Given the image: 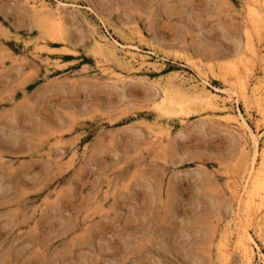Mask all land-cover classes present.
<instances>
[{"label": "rangeland", "instance_id": "1", "mask_svg": "<svg viewBox=\"0 0 264 264\" xmlns=\"http://www.w3.org/2000/svg\"><path fill=\"white\" fill-rule=\"evenodd\" d=\"M62 1L60 39L39 33L25 0H0V264H219L221 217L241 209L228 186L245 180L250 164L243 133L204 111L159 115L148 100L171 75L203 83L191 60L213 91L264 76V13L251 9L263 6ZM116 28L142 55L123 84L95 74L111 60L91 43L103 37L127 50ZM16 35L38 57H21ZM240 98L226 105L257 129L261 147L262 116ZM254 238L251 264H263L264 240ZM227 244L233 250V235Z\"/></svg>", "mask_w": 264, "mask_h": 264}, {"label": "bare ground", "instance_id": "2", "mask_svg": "<svg viewBox=\"0 0 264 264\" xmlns=\"http://www.w3.org/2000/svg\"><path fill=\"white\" fill-rule=\"evenodd\" d=\"M25 1L36 18V26L39 33L51 38L63 39V30H65L66 25L65 10L68 7L67 2L58 0L54 6H51L45 0ZM253 3L254 5L261 4L263 12H261L262 9L252 6L253 13H251L255 16L263 15L264 3L262 4L261 0H254ZM114 31L120 41H122V45L128 49H118L112 41L103 37H91L93 53L106 55L111 60L108 63H99L96 66L95 74L104 79L122 82L123 84V82L134 78V75L138 71V67L135 64L142 63V55L129 50L137 49V45L125 30L116 28ZM14 39L22 42L23 46L19 51L21 57L26 58L30 55L38 57L29 38H22L16 35ZM139 41H144L143 35L139 37ZM190 63L203 83L198 85L197 82H186L176 75H171L162 79L159 83H155V91L149 96L148 101L159 115H182L184 117L190 113L204 111L207 113L205 118L209 121L234 125L242 131L241 146L243 150L247 149L250 158L247 177L245 176V180L239 185L233 183L228 186L230 195L236 201V204L241 207L240 215H236L235 217L233 214L221 217L222 229L213 239V244L215 246V260L219 264H235L236 262L251 264L257 253L255 252L256 249H259L254 235L261 241L264 240V141L262 142V146L259 147L257 143V129L253 130L247 124L245 117L240 111L238 113L231 111L230 107H227L226 104L231 102L234 96L236 100L240 96L246 109L250 103L254 104L257 114H261L262 116L258 118L259 122L264 123V76L255 78L252 83L247 84L246 78L238 77L241 70L239 71L237 65H234L231 70L233 71V75L236 78L238 77L239 87L237 86L238 88L236 89L233 87L234 85L227 84L228 88L224 90L215 88L213 91L204 84L205 77H203L204 72H202L201 66L192 60ZM243 75L245 74L243 73ZM70 150V158L73 159L76 155V150ZM256 210L258 213H256ZM251 224L253 225L252 233L248 230V226ZM230 235L234 236L235 245L233 250L227 244V238ZM261 259V262L264 264V256Z\"/></svg>", "mask_w": 264, "mask_h": 264}]
</instances>
